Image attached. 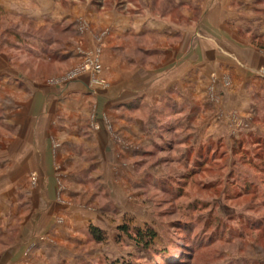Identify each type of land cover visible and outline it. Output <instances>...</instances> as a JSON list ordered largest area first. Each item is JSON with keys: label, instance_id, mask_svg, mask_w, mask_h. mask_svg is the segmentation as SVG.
Masks as SVG:
<instances>
[{"label": "crops", "instance_id": "obj_1", "mask_svg": "<svg viewBox=\"0 0 264 264\" xmlns=\"http://www.w3.org/2000/svg\"><path fill=\"white\" fill-rule=\"evenodd\" d=\"M223 10L204 14L197 35L193 27L149 13L132 18L110 12L99 19L111 30L103 59L109 86L93 91L88 77L51 85L33 64L55 62L73 70L97 49L90 33L62 40L53 53L49 40L30 31L37 24L48 30L61 25L65 32L81 14H68L50 0H0V211L9 207L0 216V264H74L72 249L52 240L71 241L91 234L92 227L106 230L119 215L140 212L147 203L141 184L148 159L172 143L175 121L187 139H208L226 132L221 108L258 119L264 51L254 44V29L235 25ZM87 11L97 19L96 8ZM132 34L164 41L152 50L160 66L120 59L118 52L126 49L117 42ZM214 74L232 81L219 105L208 96ZM224 87L220 81L218 91ZM31 175L38 177L34 188ZM21 206L41 220L31 226L22 220L13 236L10 226L16 216L21 221Z\"/></svg>", "mask_w": 264, "mask_h": 264}, {"label": "rangeland", "instance_id": "obj_2", "mask_svg": "<svg viewBox=\"0 0 264 264\" xmlns=\"http://www.w3.org/2000/svg\"><path fill=\"white\" fill-rule=\"evenodd\" d=\"M50 1L68 14H81L74 21L76 24H67L65 36L61 25L48 30L35 24L30 29L49 40L51 52H56L62 40L72 42L75 37H86L90 33L98 44L97 49L87 54L73 70L69 67L64 70V65L55 62L33 60L36 75L44 71L48 75L46 81L51 85L61 86L65 82L88 77L93 91L108 88L103 59L105 42L111 30L105 21L101 23L99 19L105 20L113 11L132 18L149 13L177 26L193 27L197 35L201 31L204 14L221 6L228 15L235 17V25L254 29V44L264 51V0H192L189 4L178 0ZM91 7L96 8L97 19L89 18L87 9ZM13 23L17 25L16 20ZM19 28L27 29L25 24H20ZM121 38L117 43L126 50L118 52L120 59L134 57L145 65L151 64L152 68L160 66L161 57L156 59L152 50L164 42L161 38L148 36L138 39L133 34ZM168 45L171 46V41ZM94 56L102 64L101 72L77 74L88 58ZM220 81L226 87L218 91ZM231 83L227 76L212 75L208 94L210 101L221 104L224 89ZM256 102L259 117L254 121L231 108H221L218 117L226 119V132L208 139L196 136L187 139L185 127L175 121L178 131L170 137L172 143H164L159 157L148 159V175L145 183L141 184L147 203L140 212L135 210L111 220L106 230H100L103 242L96 241L85 232L84 236L71 241L52 240L51 244L60 243L72 249L74 264H264V91L257 96ZM3 138L10 136L5 134ZM37 181L38 177L31 175L33 188ZM8 208L4 206L0 216H5ZM25 210V206L18 207L19 216L24 214L21 221H17L19 217L16 216L14 224L11 223L13 236L24 225L22 220L25 224L28 221L29 226L40 223V216L32 217L33 213ZM9 220L6 217L1 222L4 225ZM121 226L128 227L131 235L124 234ZM147 229L157 234L149 249L138 245L134 239L136 230ZM66 264L71 263L66 260Z\"/></svg>", "mask_w": 264, "mask_h": 264}, {"label": "trees", "instance_id": "obj_3", "mask_svg": "<svg viewBox=\"0 0 264 264\" xmlns=\"http://www.w3.org/2000/svg\"><path fill=\"white\" fill-rule=\"evenodd\" d=\"M91 230V235L92 237L98 241V242H103L104 240V236L103 234L100 232V230L92 227L90 228ZM120 230L124 233V234H130V229L126 226H121ZM136 236H135V241L138 242V245L140 246H144L146 249L150 247V245L154 242V240L157 237V234L151 230V229H147L145 231L142 230H136ZM167 254V253H166Z\"/></svg>", "mask_w": 264, "mask_h": 264}, {"label": "built area", "instance_id": "obj_4", "mask_svg": "<svg viewBox=\"0 0 264 264\" xmlns=\"http://www.w3.org/2000/svg\"><path fill=\"white\" fill-rule=\"evenodd\" d=\"M101 69H102V64L99 58L94 56V57L88 58V61L85 63L83 68L78 70L77 74L83 75V73H88V74L94 75V74L100 73ZM77 74L75 75V77H77ZM94 81L104 83L101 80H94Z\"/></svg>", "mask_w": 264, "mask_h": 264}]
</instances>
